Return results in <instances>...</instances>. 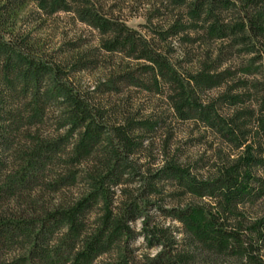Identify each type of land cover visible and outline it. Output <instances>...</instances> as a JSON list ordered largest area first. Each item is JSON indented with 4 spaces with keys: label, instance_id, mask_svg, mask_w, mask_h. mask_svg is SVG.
Returning a JSON list of instances; mask_svg holds the SVG:
<instances>
[{
    "label": "clouds",
    "instance_id": "9594fccd",
    "mask_svg": "<svg viewBox=\"0 0 264 264\" xmlns=\"http://www.w3.org/2000/svg\"><path fill=\"white\" fill-rule=\"evenodd\" d=\"M52 4L0 0V264H264V0Z\"/></svg>",
    "mask_w": 264,
    "mask_h": 264
},
{
    "label": "trees",
    "instance_id": "16d2710c",
    "mask_svg": "<svg viewBox=\"0 0 264 264\" xmlns=\"http://www.w3.org/2000/svg\"><path fill=\"white\" fill-rule=\"evenodd\" d=\"M60 2H61V0H53L52 7L58 8ZM199 8H200V5L198 3L196 6H194L192 8V10L189 12V15L198 16L199 15ZM59 10L63 11V12L71 11V9L68 8L66 5L62 8H60ZM81 15L85 16V17H89L91 19L92 23L89 24L90 27H92L94 24L96 26H99L101 28V30H104L110 24V21L104 20L102 17L90 15L89 10H87V9L82 10ZM77 19H79V17H77ZM123 26H124V28H128V26L125 23H123ZM182 28H183L182 25H180L179 23H176V24L172 25V27L169 29V32L175 33L177 31L182 30ZM217 30L218 29L215 26H212L209 29V34L210 35L215 34ZM133 31H135V30L133 29ZM68 47L75 49L77 47V45L72 44ZM110 50H111L110 47L105 48V51H110ZM81 59H82V57H81ZM25 64L27 65V70L24 72L25 78H27L29 75H31L33 78H37L41 72L46 71V68L44 66L43 61H40L38 64H33V62L26 60ZM203 81L205 83H210V81H208L207 77H204ZM8 133H9V129H0V146H6L7 145L8 138H9ZM46 150H47V148H46Z\"/></svg>",
    "mask_w": 264,
    "mask_h": 264
},
{
    "label": "rangeland",
    "instance_id": "374dc122",
    "mask_svg": "<svg viewBox=\"0 0 264 264\" xmlns=\"http://www.w3.org/2000/svg\"><path fill=\"white\" fill-rule=\"evenodd\" d=\"M113 7H115V5H113ZM129 19H131V17H130ZM122 22H123V23H125V24H126L128 27H129V24H128V22H127V21H122ZM89 27H90V26H89ZM136 27H137V28H140V27H141V25H140V24H137V25H136ZM134 30H135V29H134ZM80 39H81V40H85L86 38H84V37H81ZM70 45H72V43H69V45H68V46H70ZM74 45H77V46H78V45H79V41L77 42V44H74Z\"/></svg>",
    "mask_w": 264,
    "mask_h": 264
}]
</instances>
